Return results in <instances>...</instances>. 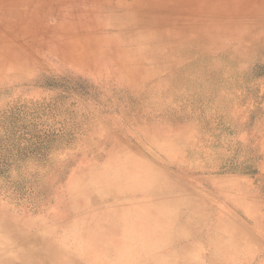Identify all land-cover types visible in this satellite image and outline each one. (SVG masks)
<instances>
[{
  "label": "rangeland",
  "instance_id": "1",
  "mask_svg": "<svg viewBox=\"0 0 264 264\" xmlns=\"http://www.w3.org/2000/svg\"><path fill=\"white\" fill-rule=\"evenodd\" d=\"M262 1L0 0V264H264Z\"/></svg>",
  "mask_w": 264,
  "mask_h": 264
},
{
  "label": "bare ground",
  "instance_id": "2",
  "mask_svg": "<svg viewBox=\"0 0 264 264\" xmlns=\"http://www.w3.org/2000/svg\"><path fill=\"white\" fill-rule=\"evenodd\" d=\"M264 3V0L262 1ZM188 36V35H186ZM254 36L255 34H249V35H245V40L249 41L250 43L253 41L254 39ZM243 37V36H241ZM247 37V38H246ZM190 38L187 37V42L186 45H189V47L191 48H196V47H203V45L198 42V41H194L193 39H188ZM194 41V42H193ZM241 42L240 39L236 38V37H231L230 39H226V40H223L221 41V44L223 47L225 48H228L229 45L230 46H236V45H239L238 43ZM199 43V44H198ZM220 44V43H219ZM198 45V46H197ZM183 48V47H182ZM120 80V79H119ZM122 82L121 83H125V84H128L129 82L127 81H124V80H121ZM132 86V85H130ZM125 91V90H123ZM130 91V90H129ZM135 100V99H134ZM136 187V186H135ZM139 188V187H138ZM141 189V188H140ZM196 203H199L198 201H194L193 202V205H188L185 207V210L188 209L189 211L187 212L188 214V217L186 218V221H185V225L188 226L189 223L190 225H194L195 227L198 228V226L202 225V223L204 222V217L202 216L201 214V211H200V207L196 204ZM186 205V203H185ZM205 206V205H204ZM239 208V207H238ZM179 209V208H178ZM174 210V209H173ZM160 211V210H159ZM183 211V210H182ZM244 214V213H243ZM175 216V215H174ZM161 217V216H160ZM177 217V216H176ZM178 219V218H176ZM133 222V221H132ZM131 222V223H132ZM224 221L222 222H219L216 224V222L214 224V228L215 231H218L219 227L222 225H224L223 223ZM9 224V223H8ZM125 225V224H124ZM185 225L183 224H178V229L179 230H183V228H185ZM220 225V226H218ZM172 227V226H171ZM170 227V228H171ZM127 228V227H126ZM125 229V228H124ZM157 231V230H156ZM170 231V230H169ZM174 231V230H173ZM154 234H158V232H153ZM194 235V238L198 241V243L200 241L202 242H206V243H212V238H213V234L211 233H199V232H194L193 233ZM162 238L160 239V241L158 242L157 244V240H156V237L154 236H150L149 233L146 232V235H144L140 240H143L142 243L140 242V246H142L143 250H141V248H139V246L136 244V243H133V242H126L123 246V249L120 250L119 252V249L118 251H116L115 253H117V255H119V253L121 255H123L125 258V262H127L129 259H135L136 257H140V256H143V257H146L147 258V261L144 263V264H158V263H161V262H170L171 260H174L176 259L179 255H182L184 252H186L187 250H189L193 245L190 244V243H175V241H172L171 239L169 240L168 236L163 234L162 233ZM192 238V237H191ZM42 240V238H41ZM152 240H154V242H152ZM139 241V240H138ZM195 241V242H197ZM48 242V241H47ZM194 243V242H193ZM29 245V244H28ZM168 246L171 248V251L170 252H166L165 254H162L161 253V246ZM45 246V245H44ZM43 246V247H44ZM77 246V245H76ZM30 247H32L30 245ZM28 248V246H27ZM61 248V247H60ZM81 247H79L80 249ZM30 249V248H29ZM42 249V248H41ZM40 249V250H41ZM64 249V248H63ZM78 249V250H79ZM83 249V248H82ZM162 249V248H161ZM27 250V249H26ZM34 250V249H32ZM30 250L29 252H26V257L28 258H25V261L24 263L22 264H45L43 263V258H44V254L41 255L42 253H40V255H37L36 258H34V254L37 252V251H32ZM39 250V251H40ZM71 250V249H70ZM75 250V249H74ZM114 250V249H113ZM112 248H110V245L103 249V250H100L98 252L99 255H101L102 257L105 258V264H112L111 263V256H112ZM191 250V249H190ZM73 251V250H72ZM82 251V250H81ZM34 252V253H32ZM80 252V251H79ZM78 252V253H79ZM165 252V251H164ZM45 253L47 254L48 258L50 259L51 262H49L48 264H85L83 262H75L73 259L74 257H72L71 255L69 254H66L64 251H62L61 249H58L56 246L52 245L51 243H47V246H46V249H45ZM68 253V252H67ZM71 253V252H70ZM77 253V252H76ZM155 254L153 257H150V255L152 254ZM114 254V253H113ZM81 255V254H80ZM83 256V255H82ZM212 256L214 257L213 255V252H212ZM182 262H184V264L188 261L184 256L182 257H179ZM214 258H211V259H208L209 261L213 262ZM81 260V259H80ZM47 264V263H46ZM87 264V263H86ZM181 264V263H180Z\"/></svg>",
  "mask_w": 264,
  "mask_h": 264
}]
</instances>
